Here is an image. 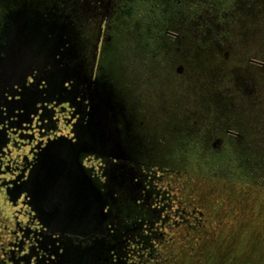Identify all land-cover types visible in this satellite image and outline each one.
Returning <instances> with one entry per match:
<instances>
[{"label":"rangeland","instance_id":"1","mask_svg":"<svg viewBox=\"0 0 264 264\" xmlns=\"http://www.w3.org/2000/svg\"><path fill=\"white\" fill-rule=\"evenodd\" d=\"M114 8L102 87L114 97L108 113L123 123L119 136L149 164L144 181L159 209L152 229L162 234L154 259L132 245L139 264H264V0H116ZM101 18L82 27L87 66ZM60 110L55 139H70ZM33 135L37 142L42 128L15 137L14 157ZM7 210L8 219L21 215Z\"/></svg>","mask_w":264,"mask_h":264},{"label":"flooded vegetation","instance_id":"2","mask_svg":"<svg viewBox=\"0 0 264 264\" xmlns=\"http://www.w3.org/2000/svg\"><path fill=\"white\" fill-rule=\"evenodd\" d=\"M20 2L15 8L8 3V11L0 14V35L9 23L10 16L25 8L38 13L48 22L53 21L57 25L66 23L68 27L64 31V39L68 42L59 48L61 56L58 55V58L63 61L59 67H67L68 70L62 78L65 82L60 86H51L53 81H59L61 75L50 66L45 72H39L38 77L37 71L32 70L20 82L22 86L15 84L6 87L0 99V162H7L5 165L0 164V174H4L0 180V264H119V249L123 247L124 250H130L136 245L137 230L142 228L144 233L152 231L156 221L153 217H142L140 214L141 207H148L150 211L155 208V196L148 186L150 183L142 178L147 175L149 164L139 162L134 154L136 148L131 153L132 147L126 143H123V149L128 153L124 158H115L113 152L104 153V148L99 146L88 130L98 97L97 89L102 95L109 93L102 87L105 80L101 59L107 46L106 36L111 27L116 0ZM103 11H106L105 14ZM99 13L102 18L95 27L94 62L87 66L84 58L87 38H84L82 27L86 26L84 22H90ZM73 34L78 36L77 40L73 39ZM60 109L69 115L65 117L70 121L67 133L80 152V162L86 174L102 186L104 193L113 192V199L106 206L107 221L97 232L87 237L60 233L45 227L39 221L35 210L37 205L30 195L32 193L24 186L44 148L62 133L59 125L61 119L57 116ZM27 127H41L44 135L37 138V142L33 135V140L25 142L23 147L28 148L27 152L14 157V150H18L14 146L15 137ZM92 156L101 162L99 171L86 165ZM8 206L11 211L21 212V215L16 214L8 219L11 215ZM5 219L12 220L13 226L5 224ZM20 222L24 223V227ZM113 233L115 237L108 239V235ZM8 234L13 236L9 242Z\"/></svg>","mask_w":264,"mask_h":264},{"label":"water","instance_id":"3","mask_svg":"<svg viewBox=\"0 0 264 264\" xmlns=\"http://www.w3.org/2000/svg\"><path fill=\"white\" fill-rule=\"evenodd\" d=\"M67 27L66 23L48 22L26 8L10 16L0 35V99L6 87L22 86L20 82L29 72L37 71L38 77V73L45 72L48 66L61 75L60 82L53 81L51 86L64 84L62 78L68 68L59 67L63 61L58 55L61 56L59 48L68 42L64 39ZM96 95L88 130L104 148V153L113 152L115 158H124L125 141L107 118L108 112H113L114 97L111 92L102 95L98 89ZM79 153L70 139L52 140L44 148L24 186L32 193L39 221L45 227L87 237L107 221L106 206L113 199V192L104 193L102 186L86 174Z\"/></svg>","mask_w":264,"mask_h":264},{"label":"trees","instance_id":"4","mask_svg":"<svg viewBox=\"0 0 264 264\" xmlns=\"http://www.w3.org/2000/svg\"><path fill=\"white\" fill-rule=\"evenodd\" d=\"M20 1L21 0H0V14L3 15L4 13H6V11H8V3L12 5V7L15 8L21 3ZM108 120L113 129H117L120 131L121 127L123 126L122 122H119L118 120H116L115 117L112 116L111 114H109ZM123 140L125 141V139ZM225 149L226 147L224 148V144H222L220 148L214 149L215 153H218L217 155L219 156L220 160L221 158L224 157L223 153L225 152ZM172 169H174V167H171V166L166 167V170L168 171ZM142 178H144V176ZM158 211H159L158 208H154L153 210L150 211L148 207H144V208L141 207L140 214L142 217L149 216V218L153 217L155 221H158L159 219ZM148 212L149 213L151 212L150 215L148 214ZM161 235L162 234H160V232L157 230H152V231H148L147 233H144L143 229L140 228L137 230V237L135 239L136 245L140 246V249H142L143 251H148L147 255L149 256V258L154 259L155 258V253H153V251H155L154 243H156L158 239H161ZM113 237H115V233L108 235V239H113ZM116 237H118V235H116ZM129 249L130 250L128 251L124 250L123 247L119 249L120 250V258L118 260L119 264H139L140 258L138 259L139 254H137V250L136 249L134 250L131 247ZM143 264H146V263H143Z\"/></svg>","mask_w":264,"mask_h":264}]
</instances>
